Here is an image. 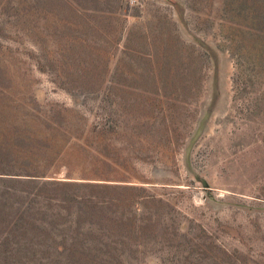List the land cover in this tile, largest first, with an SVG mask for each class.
I'll return each instance as SVG.
<instances>
[{"label": "rangeland", "instance_id": "obj_1", "mask_svg": "<svg viewBox=\"0 0 264 264\" xmlns=\"http://www.w3.org/2000/svg\"><path fill=\"white\" fill-rule=\"evenodd\" d=\"M76 137L0 264H264V0H0V159Z\"/></svg>", "mask_w": 264, "mask_h": 264}, {"label": "trees", "instance_id": "obj_2", "mask_svg": "<svg viewBox=\"0 0 264 264\" xmlns=\"http://www.w3.org/2000/svg\"><path fill=\"white\" fill-rule=\"evenodd\" d=\"M65 112L70 113L71 111L67 109ZM37 137L55 144L59 140L67 142L68 135L67 132L57 135H51L49 132H37L34 134V138ZM74 139L75 143L72 147L67 146L66 143L61 148L47 146L40 149L33 147L25 152H20L15 158L7 156L0 159V185L14 192L18 191L14 188L18 186L46 185L56 189L79 186L78 182L73 180L84 179L82 177L86 173V167L81 159L85 149L79 144L80 137ZM74 147L78 150L75 154L72 153L73 149H71ZM77 161L80 164L76 163ZM90 184L87 186L88 188H96L100 185L97 183Z\"/></svg>", "mask_w": 264, "mask_h": 264}, {"label": "water", "instance_id": "obj_3", "mask_svg": "<svg viewBox=\"0 0 264 264\" xmlns=\"http://www.w3.org/2000/svg\"><path fill=\"white\" fill-rule=\"evenodd\" d=\"M207 120H208V117L204 120L203 125L206 123Z\"/></svg>", "mask_w": 264, "mask_h": 264}]
</instances>
